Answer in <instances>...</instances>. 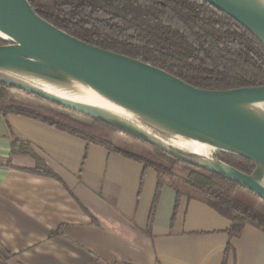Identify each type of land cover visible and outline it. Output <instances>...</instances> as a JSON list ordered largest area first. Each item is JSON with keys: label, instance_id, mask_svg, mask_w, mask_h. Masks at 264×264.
I'll list each match as a JSON object with an SVG mask.
<instances>
[{"label": "crops", "instance_id": "crops-1", "mask_svg": "<svg viewBox=\"0 0 264 264\" xmlns=\"http://www.w3.org/2000/svg\"><path fill=\"white\" fill-rule=\"evenodd\" d=\"M156 183L137 160L0 114V264H264V231L229 235V208L185 196L175 207L169 182L149 216Z\"/></svg>", "mask_w": 264, "mask_h": 264}, {"label": "water", "instance_id": "water-1", "mask_svg": "<svg viewBox=\"0 0 264 264\" xmlns=\"http://www.w3.org/2000/svg\"><path fill=\"white\" fill-rule=\"evenodd\" d=\"M264 47V0H204ZM0 82L98 119L189 165L229 179L264 201V85L199 89L127 55L82 41L42 18L28 0H0ZM98 99L116 108L90 101ZM206 145L251 161L245 173Z\"/></svg>", "mask_w": 264, "mask_h": 264}, {"label": "trees", "instance_id": "trees-1", "mask_svg": "<svg viewBox=\"0 0 264 264\" xmlns=\"http://www.w3.org/2000/svg\"><path fill=\"white\" fill-rule=\"evenodd\" d=\"M45 20L91 45L159 67L199 89L264 85V47L245 27L204 0H28ZM6 41L0 39V45ZM0 82V114L28 116L106 147L155 169L157 183L149 216L166 181L180 197L210 201L231 211L228 233L249 223L264 231V201L251 190L189 165L174 155L91 118L80 121L41 105L12 98ZM22 144L12 142V152ZM217 157L250 173L248 159L225 152ZM188 172L175 183L173 167ZM33 171H38L33 169ZM49 173L47 169L42 170Z\"/></svg>", "mask_w": 264, "mask_h": 264}, {"label": "rangeland", "instance_id": "rangeland-1", "mask_svg": "<svg viewBox=\"0 0 264 264\" xmlns=\"http://www.w3.org/2000/svg\"><path fill=\"white\" fill-rule=\"evenodd\" d=\"M9 94H10V96L12 95L11 96L12 98L15 96L19 97L21 99L27 100L28 101L27 103H29V104L41 105L44 107H48V108L54 109L56 111L66 113V114L70 115L71 117H74L80 121H84V122H90L91 121V118L88 116L78 114L72 110L66 109L64 107L58 106V105L51 103L49 101L43 100L38 96L31 95V94H28L26 92H23V91L14 89V88L9 89ZM211 153L217 157L218 151H213ZM173 172H174V179L176 181H178L179 179L184 178L186 176L188 170L185 167H183L182 165L177 163L173 167Z\"/></svg>", "mask_w": 264, "mask_h": 264}, {"label": "bare ground", "instance_id": "bare-ground-1", "mask_svg": "<svg viewBox=\"0 0 264 264\" xmlns=\"http://www.w3.org/2000/svg\"><path fill=\"white\" fill-rule=\"evenodd\" d=\"M90 101H92L93 103H96L98 105L104 106L106 108L112 109L113 111L120 112L119 110H116V108L106 104L105 102H102L101 100L90 99ZM175 143H178V144H180V145H182L188 149H191L197 153L204 154V155H208L212 151V148H210L206 145H203V144L196 143V142L184 141V140L177 141L176 140Z\"/></svg>", "mask_w": 264, "mask_h": 264}]
</instances>
